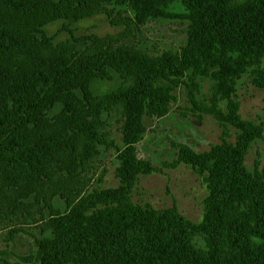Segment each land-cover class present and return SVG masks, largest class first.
<instances>
[{
    "label": "trees",
    "instance_id": "trees-1",
    "mask_svg": "<svg viewBox=\"0 0 264 264\" xmlns=\"http://www.w3.org/2000/svg\"><path fill=\"white\" fill-rule=\"evenodd\" d=\"M179 5L185 13L174 12ZM109 8L130 13L137 26L186 19L177 63L165 73L163 63L119 40L72 31L60 40L46 31ZM263 56L264 0H0V220L48 209L41 232L51 236L39 244L46 264H264V178L244 165L261 129L243 120L232 100L227 121L237 131L234 143L199 155L185 146L179 152L178 163L205 174L200 222L175 207L156 210L127 197L138 175L152 171L136 145L145 118L167 114L174 79L188 71L205 75L229 97L250 69L264 88ZM110 70L120 87L95 96L92 81L109 79ZM57 105L61 110L50 117ZM112 115L124 122L115 169L124 187L86 196L99 148L113 145ZM56 197L64 212L54 210Z\"/></svg>",
    "mask_w": 264,
    "mask_h": 264
},
{
    "label": "rangeland",
    "instance_id": "rangeland-1",
    "mask_svg": "<svg viewBox=\"0 0 264 264\" xmlns=\"http://www.w3.org/2000/svg\"><path fill=\"white\" fill-rule=\"evenodd\" d=\"M108 10L72 25L63 21L55 22L46 31L60 40L70 38L71 31L76 36L94 35L119 40L131 51L154 58L156 64L163 63L165 73L167 68L177 63L174 55L186 42V19H157L137 26L128 20L132 18L130 13L121 10L123 13L119 16V8ZM174 12L184 11L179 5ZM260 67L264 72V56ZM192 73L188 71L182 78L174 79L172 100L165 116L145 118L146 131L136 145V156L149 162L152 171L138 175L132 189L127 191V197L132 203L156 210L175 207L183 217L198 223L203 218V203L208 195L205 174L191 165L178 163L180 149L185 146L193 154L199 155L224 141L234 143L237 131L227 121L228 100H232L239 105L241 118L261 129L260 137L251 144L245 155L244 165L250 174L264 178V88L256 84V74L249 69L237 80L228 97L217 93L211 77L194 76ZM108 74L109 79L92 81L91 90L95 96L110 94L120 87V76L113 70ZM167 79L162 80L169 85ZM60 110V105L55 106L49 116L53 117ZM108 122L113 145L99 148L100 154L89 171L86 196L93 190L124 187L115 174L119 164L118 155L124 147V122L118 115H112ZM52 204L56 211L66 210L65 202L59 197L54 198ZM37 209L31 207L18 216H11L3 222L0 220V264H46L47 259L39 244L51 236L49 232H41L42 223L50 212L45 208L40 214ZM197 241L202 247L203 243Z\"/></svg>",
    "mask_w": 264,
    "mask_h": 264
}]
</instances>
